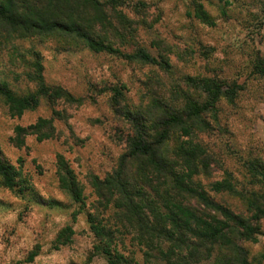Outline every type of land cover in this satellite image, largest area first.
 <instances>
[{"label":"rangeland","instance_id":"rangeland-1","mask_svg":"<svg viewBox=\"0 0 264 264\" xmlns=\"http://www.w3.org/2000/svg\"><path fill=\"white\" fill-rule=\"evenodd\" d=\"M125 1L118 10L130 27L113 14L125 38L108 28L107 41L128 53L143 47L161 65L95 52L67 36L28 40L0 34V80L20 97L38 93L31 76L40 65L47 87L55 89L52 99L39 95L38 104L22 114L0 96V153L15 168L17 186H26L22 196L0 176V264H108L93 248L89 213L96 214L97 195L92 182L113 172L135 129L113 111L112 88H121L123 104L139 108L153 96L175 91L202 100L206 93L196 82L204 77L241 84L234 102L219 101L220 124L209 116L212 129L199 133L213 161L196 179L236 212L246 208L228 192L216 194L211 182L228 177L240 190L264 192V76L253 72L257 56L264 58V0ZM198 3L214 23L196 16ZM60 174L76 177L83 204L71 200ZM99 209L106 223L112 211ZM62 232L71 234V242L57 247ZM132 237L124 234L127 250L122 244L119 249L134 251L138 263L147 264ZM245 245L253 264H264V217Z\"/></svg>","mask_w":264,"mask_h":264},{"label":"trees","instance_id":"trees-1","mask_svg":"<svg viewBox=\"0 0 264 264\" xmlns=\"http://www.w3.org/2000/svg\"><path fill=\"white\" fill-rule=\"evenodd\" d=\"M125 3V0H0V34L28 40L67 36L95 52L161 65L143 47L128 53L107 41L104 31L108 28L124 37L112 22L113 14H119L125 29L130 27L127 16L118 10ZM197 6L196 16L203 22L214 23L202 4ZM37 71L30 76L38 81L39 91L26 96L16 95L7 82L0 80V96L12 111L22 114L38 104L39 95L49 99L55 95V89L47 87L44 69L38 65ZM253 72L264 76V58L260 55L254 61ZM196 87L206 93L202 100L175 91L170 96H153L139 108L123 104L121 88H112L113 111L128 118L135 129L113 172L103 179L95 176L92 182L97 195L96 214L89 213L95 236L93 248L108 264H139L134 251L119 249L122 244L127 250L124 234H132L147 264H253L245 243L255 237L264 217V192L240 190L233 178L228 177L211 182V190L216 194L228 192L246 208V212H236L196 179L213 161V153L198 141L199 133L212 129L209 116L215 125L220 124L219 101L225 98L234 102L243 86L204 77L196 82ZM17 129L25 130L21 126ZM0 176L7 187L23 196L26 186H17L15 168L1 153ZM59 177L71 200L83 204V187L76 177L67 178L63 174ZM99 207L112 211L106 223L99 219ZM110 221L113 223L108 224ZM68 235L71 234H58L57 247L71 242Z\"/></svg>","mask_w":264,"mask_h":264}]
</instances>
